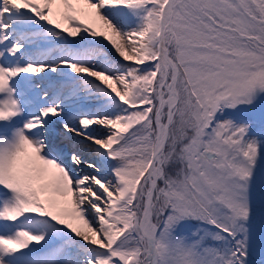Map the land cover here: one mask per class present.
I'll return each instance as SVG.
<instances>
[{"label": "snow or ice", "instance_id": "obj_1", "mask_svg": "<svg viewBox=\"0 0 264 264\" xmlns=\"http://www.w3.org/2000/svg\"><path fill=\"white\" fill-rule=\"evenodd\" d=\"M0 264H264V0H0Z\"/></svg>", "mask_w": 264, "mask_h": 264}, {"label": "rangeland", "instance_id": "obj_2", "mask_svg": "<svg viewBox=\"0 0 264 264\" xmlns=\"http://www.w3.org/2000/svg\"><path fill=\"white\" fill-rule=\"evenodd\" d=\"M56 131H57L58 133H60L59 130L56 129ZM254 258L258 259V257H254Z\"/></svg>", "mask_w": 264, "mask_h": 264}, {"label": "bare ground", "instance_id": "obj_3", "mask_svg": "<svg viewBox=\"0 0 264 264\" xmlns=\"http://www.w3.org/2000/svg\"><path fill=\"white\" fill-rule=\"evenodd\" d=\"M55 127H56V129H59L57 125Z\"/></svg>", "mask_w": 264, "mask_h": 264}]
</instances>
